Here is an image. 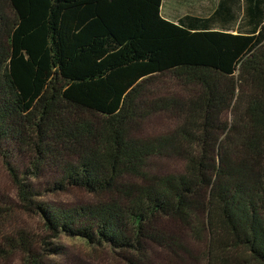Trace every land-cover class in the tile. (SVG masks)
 I'll list each match as a JSON object with an SVG mask.
<instances>
[{
  "label": "trees",
  "instance_id": "1",
  "mask_svg": "<svg viewBox=\"0 0 264 264\" xmlns=\"http://www.w3.org/2000/svg\"><path fill=\"white\" fill-rule=\"evenodd\" d=\"M161 3L0 0V153L15 141L30 159L24 170L5 161L18 204L0 198V226L19 208L47 233L0 231V260L46 264L61 234L127 264L146 256V241L188 254L157 228L166 217L203 243L202 264H264V0H243L236 32L214 29L216 14L168 20ZM165 75L188 94L158 95ZM160 110L180 123L138 135ZM163 155L180 157L183 170L150 172V158ZM47 160L58 187L109 196L38 201L29 180Z\"/></svg>",
  "mask_w": 264,
  "mask_h": 264
},
{
  "label": "rangeland",
  "instance_id": "2",
  "mask_svg": "<svg viewBox=\"0 0 264 264\" xmlns=\"http://www.w3.org/2000/svg\"><path fill=\"white\" fill-rule=\"evenodd\" d=\"M153 90L157 91L158 95L178 94L184 97L188 94V91L179 84L178 80L170 75L160 76ZM233 117L234 112L231 109L223 115V119L227 121ZM179 123L180 118L176 113L160 110L152 113L141 122L136 133L141 136L167 133ZM3 149L8 154L4 158L3 154L0 153V198L17 205L18 198L15 186L4 166L5 161L17 169L24 170L29 166L30 159L15 141H8L3 144ZM183 166L184 161L180 157L163 155L150 158L148 170L158 174L175 173L181 172ZM60 177L59 168L50 160L42 165L38 176L30 177V185L38 190V201L59 207H70L84 203H96L109 196L91 193L79 186L58 187L56 182L59 181ZM156 226L165 235H171L180 241L188 254L184 251H178V254H174L159 243L146 241V256L141 259L137 258V264H202L198 255L203 249V243L195 241L180 221L164 217L158 219ZM14 227H24L40 236H47L40 217L24 212L19 208L11 217L6 219L5 224L0 226V231H9ZM50 243L55 251L48 255L46 264H127L124 258L113 254L106 246H91L79 237L61 234L58 238H51ZM0 264H22L21 256L16 254L7 260H0Z\"/></svg>",
  "mask_w": 264,
  "mask_h": 264
},
{
  "label": "crops",
  "instance_id": "3",
  "mask_svg": "<svg viewBox=\"0 0 264 264\" xmlns=\"http://www.w3.org/2000/svg\"><path fill=\"white\" fill-rule=\"evenodd\" d=\"M212 14L217 15L214 29L236 32L243 14V0H162L161 3V15L174 22L184 16L206 18Z\"/></svg>",
  "mask_w": 264,
  "mask_h": 264
}]
</instances>
